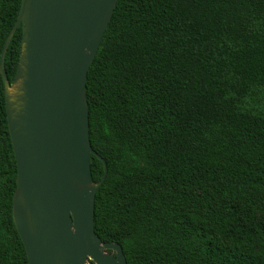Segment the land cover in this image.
Instances as JSON below:
<instances>
[{
  "label": "trees",
  "instance_id": "obj_1",
  "mask_svg": "<svg viewBox=\"0 0 264 264\" xmlns=\"http://www.w3.org/2000/svg\"><path fill=\"white\" fill-rule=\"evenodd\" d=\"M21 2L0 0V58ZM21 45L22 25L10 82ZM87 101L102 241L128 264H264V0H118ZM16 187L0 72V264H29Z\"/></svg>",
  "mask_w": 264,
  "mask_h": 264
},
{
  "label": "water",
  "instance_id": "obj_2",
  "mask_svg": "<svg viewBox=\"0 0 264 264\" xmlns=\"http://www.w3.org/2000/svg\"><path fill=\"white\" fill-rule=\"evenodd\" d=\"M118 0H22L0 58L17 165L12 211L29 264H128L95 233L108 168L89 134L87 77ZM22 25L15 77L5 55ZM104 164L94 182L91 157Z\"/></svg>",
  "mask_w": 264,
  "mask_h": 264
}]
</instances>
